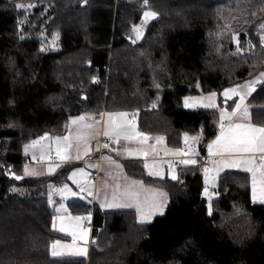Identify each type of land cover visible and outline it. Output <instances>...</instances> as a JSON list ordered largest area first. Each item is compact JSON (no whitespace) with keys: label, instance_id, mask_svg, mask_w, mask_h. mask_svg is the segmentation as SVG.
I'll return each instance as SVG.
<instances>
[{"label":"trees","instance_id":"1","mask_svg":"<svg viewBox=\"0 0 264 264\" xmlns=\"http://www.w3.org/2000/svg\"><path fill=\"white\" fill-rule=\"evenodd\" d=\"M145 9L160 17L143 22ZM262 26L264 0H0V264H264V201L249 171H222L210 208L203 195L220 110L184 104L258 78L247 108L264 126ZM104 110L139 112L144 133L180 149L186 134L196 136L198 158L178 165L176 179L143 177L169 197L151 222L137 221L134 209L69 201L72 213L92 212L89 252L52 256L64 236L53 228L48 186L68 169L22 179L10 172L22 168L26 141Z\"/></svg>","mask_w":264,"mask_h":264},{"label":"rangeland","instance_id":"2","mask_svg":"<svg viewBox=\"0 0 264 264\" xmlns=\"http://www.w3.org/2000/svg\"><path fill=\"white\" fill-rule=\"evenodd\" d=\"M142 34L143 26L139 25L134 29L133 36L138 38ZM57 40L58 37L51 43L53 47L59 46ZM262 44L264 45V39ZM262 76L264 77V73L260 74V77ZM257 81L258 78L228 86L220 92L212 91L188 96L184 99L185 106L193 105L192 107L186 106L188 108H217L224 121L222 122L223 128L219 132V134H223V138L218 145L215 143L212 145L214 138L209 146L212 145V149L225 152L217 157L207 156V152L204 155L208 171H205L206 187L203 195L209 201L208 208L212 206V200L218 195L213 189L218 176L226 169L246 170L251 168L256 173L257 180L254 190L253 173L249 172L251 191L258 200H264V182L261 181V173H264V152L240 154L241 151L236 149L243 145L233 143V140L243 134L248 126L264 127L251 122L247 108L249 107L248 98L256 89L252 88V85H258ZM230 89H235V94L229 92L228 95H225V92ZM213 94L215 95L213 96ZM220 97H224L225 100L220 101ZM241 97H243L242 100ZM227 99L232 100L230 106L225 103ZM237 105H239L238 109ZM226 116L228 118H225ZM80 117H84V119L80 120ZM74 120L76 123H73ZM236 125L244 127L236 128ZM105 132H109L111 135L106 136ZM222 134L218 138L222 137ZM251 135L259 134L251 133ZM65 137L68 139L64 140ZM104 137L111 138L112 146L100 145ZM57 138H59V142ZM164 138L158 134L144 133L138 126L134 112L104 110L70 116L67 119L64 132L53 134L45 131L23 143L21 149L22 168L17 167L11 170L10 173L13 177L22 179L55 174L62 166L65 171L68 169L63 182L48 184L50 199L48 201L56 213L53 219V228L64 236V238L52 242L51 254L53 245L57 241L59 244L56 245L55 250L61 254L55 256H86L88 253V244L92 237V212L72 213L69 210L70 200L96 204L107 211L122 210L123 208L134 209L137 221L141 222H151L155 216L164 212L169 199L167 192L156 183H148L143 177L173 179L175 176L177 178V166L186 164L182 161H196L199 153L198 140L192 134L184 136L185 147L182 149L168 145ZM61 157H68V159ZM77 157L80 158L77 159ZM67 162L75 163L74 168L72 169L70 164L66 166ZM235 163H238L239 166H232ZM187 164L191 165V163ZM137 172L140 173L139 176L135 175ZM92 173H95L97 178L90 180L89 177ZM77 217L84 219L77 220ZM142 217L146 219H142ZM61 229L64 230L61 231ZM81 249H86V254H78Z\"/></svg>","mask_w":264,"mask_h":264},{"label":"snow or ice","instance_id":"3","mask_svg":"<svg viewBox=\"0 0 264 264\" xmlns=\"http://www.w3.org/2000/svg\"><path fill=\"white\" fill-rule=\"evenodd\" d=\"M147 2L148 0H145V5H147ZM21 7H23V5H21ZM144 16L146 19L148 18H154L156 16V13L154 12H151V11H146L144 13ZM264 27V26H262ZM137 32H139V29H137ZM235 89H230V90H227L225 92V95H228L229 92L235 94ZM215 94H213L214 96ZM243 99V97H241V100ZM188 107H192L193 105L191 104H188L186 105ZM214 107V105H211ZM239 108V105H237V109ZM111 116V114H109ZM121 115H126V114H121ZM225 118H228L227 116ZM80 120H83L84 117H80L79 118ZM73 123H76V121L74 120ZM221 127H223V125H221ZM236 128H242L244 126H241V125H236L235 126ZM251 133H258L259 135H251ZM105 135L108 136V135H111V133L109 132H105ZM223 138V134H222V137L218 138L217 141H215L214 143L215 144H219L220 143V140ZM68 138L65 137L64 140H67ZM187 139V138H186ZM58 142H59V138H57ZM233 143L234 144H237V145H243V147H240V148H237L236 150L237 151H244V152H249V151H259V152H264V127H261V128H253L251 126H248L245 130V132L243 134H241L239 137L235 138L233 140ZM105 147H107V145H105ZM211 147V146H210ZM58 152V155H59V149L57 150ZM62 159H68V157H61ZM80 157H77V159H79ZM182 163H196V161L192 160V161H182ZM232 166H236L238 167L239 164L238 163H235L233 164ZM205 171H208L207 169H205ZM246 171H249V172H252L253 173V186H254V190H255V185L257 183V180H256V173L251 169V168H248L246 169ZM21 177H16V179H20ZM176 177L173 176V179H175ZM261 181L264 182V173H261ZM77 220H81V219H84V218H81V217H77L76 218ZM142 219H146L145 217H142ZM64 229H61V231H63ZM83 238V237H82ZM59 244V241L56 242V244L53 245V255H60L61 253L57 252L55 249H56V245ZM67 247V246H66ZM80 255H84L86 254V249H81L79 251Z\"/></svg>","mask_w":264,"mask_h":264},{"label":"crops","instance_id":"4","mask_svg":"<svg viewBox=\"0 0 264 264\" xmlns=\"http://www.w3.org/2000/svg\"><path fill=\"white\" fill-rule=\"evenodd\" d=\"M230 125H231V124H230ZM230 125L227 126V127L229 128ZM230 130H232V129L230 128ZM223 131H224V130H223ZM223 131H222V132H223ZM221 134H222V133H221ZM221 134H218V135L215 137V139H214L213 142L211 143L212 145H213V143L216 141V139L218 138V136L221 135ZM150 141H151V138H150ZM151 142H152V141H151ZM100 145H101V143H100ZM212 145H210V146H211V147H210L209 144H208L209 148H208V146H207V156H214V157H217V156H219L220 154H222V152H225V151H220V150L218 151V149H212ZM110 146H112V144H111ZM100 147H101V146H100ZM107 147H108V146H107ZM255 152H256V151H249V152L241 151L240 154H245V155H246V154H256ZM78 162H79V161H78ZM67 163H69V162H67ZM72 169H73V168H72ZM223 170H224V169H223ZM92 174H93V173H92ZM92 174H91V175H92ZM91 175H90V177H89L90 180H92V176L95 175V173H94L92 176H91ZM252 193H253V192H252ZM257 200H258V199H257ZM70 201H71V200H70ZM263 201H264V200H263ZM96 203H97V202H96ZM91 238H92V237H91ZM90 241H91V240H89V244H88V252H89ZM87 254H88V253H87ZM87 254H86V256H87ZM54 256H55V255H54Z\"/></svg>","mask_w":264,"mask_h":264},{"label":"water","instance_id":"5","mask_svg":"<svg viewBox=\"0 0 264 264\" xmlns=\"http://www.w3.org/2000/svg\"><path fill=\"white\" fill-rule=\"evenodd\" d=\"M146 11L154 12V13H156V16H155L154 18H148V19H146L145 16H144V13H145ZM159 17H160V15H159L157 12H155L154 10H151V9H145V10H143V12H142V14H141V20H142L143 22L154 21V20L158 19ZM253 87H254V86L252 85V88H253ZM225 103L227 104L228 102L226 101ZM139 115H140L139 112H134V116H135V118H139Z\"/></svg>","mask_w":264,"mask_h":264},{"label":"built area","instance_id":"6","mask_svg":"<svg viewBox=\"0 0 264 264\" xmlns=\"http://www.w3.org/2000/svg\"><path fill=\"white\" fill-rule=\"evenodd\" d=\"M258 85H255L254 88H257ZM101 144L103 145H107V146H110L112 144V141H111V138L110 137H104L102 140H101ZM97 176L96 175H93L92 176V179H96Z\"/></svg>","mask_w":264,"mask_h":264},{"label":"bare ground","instance_id":"7","mask_svg":"<svg viewBox=\"0 0 264 264\" xmlns=\"http://www.w3.org/2000/svg\"><path fill=\"white\" fill-rule=\"evenodd\" d=\"M141 23V22H140ZM144 24V23H143ZM20 148H21V145L19 146ZM17 151H19V150H17ZM21 164V163H20ZM22 165V164H21ZM17 168V167H16ZM16 170V169H15ZM25 189V188H24ZM73 257H75V256H73ZM78 257V256H77ZM84 258V257H83Z\"/></svg>","mask_w":264,"mask_h":264}]
</instances>
